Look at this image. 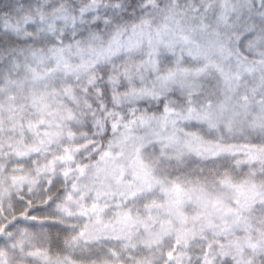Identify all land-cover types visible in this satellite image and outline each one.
<instances>
[{
  "label": "snow or ice",
  "instance_id": "obj_1",
  "mask_svg": "<svg viewBox=\"0 0 264 264\" xmlns=\"http://www.w3.org/2000/svg\"><path fill=\"white\" fill-rule=\"evenodd\" d=\"M0 264H264V0L0 4Z\"/></svg>",
  "mask_w": 264,
  "mask_h": 264
},
{
  "label": "rangeland",
  "instance_id": "obj_2",
  "mask_svg": "<svg viewBox=\"0 0 264 264\" xmlns=\"http://www.w3.org/2000/svg\"><path fill=\"white\" fill-rule=\"evenodd\" d=\"M239 142L243 143V141H239ZM256 142H258V141H256ZM241 169L246 170V166H243L242 165L241 166ZM51 194L53 196L56 195L55 192H53ZM30 195L31 194L25 195V197H24L25 201L27 199H29ZM32 199H33V205H34V207H36V206L39 207V208H33V209L31 208V209H29V212L31 214H35L38 217V220L35 221V222H32V223H40V222H43V223H46V224L55 223V217H53V216L50 215V213L54 212L55 209L54 208H48V205L47 204L42 203L40 201L39 196L32 197ZM45 199H46V197H45ZM13 205H14V208H17V209H20V208L23 207L22 205L16 204L15 198L13 199ZM45 209H47V211H45ZM17 215L19 216V211H17ZM46 231H47V229H46ZM53 248H55V246Z\"/></svg>",
  "mask_w": 264,
  "mask_h": 264
},
{
  "label": "trees",
  "instance_id": "obj_3",
  "mask_svg": "<svg viewBox=\"0 0 264 264\" xmlns=\"http://www.w3.org/2000/svg\"><path fill=\"white\" fill-rule=\"evenodd\" d=\"M9 2V0H0V4H4V3H8ZM33 208H39V207H34V205H33ZM32 208V209H33ZM47 231L48 232H51L52 234H56L59 230L58 229H55V228H53V229H47ZM55 245H53V247H54Z\"/></svg>",
  "mask_w": 264,
  "mask_h": 264
}]
</instances>
